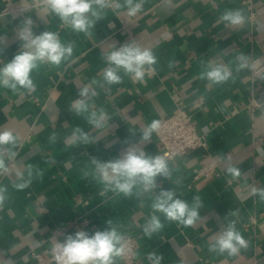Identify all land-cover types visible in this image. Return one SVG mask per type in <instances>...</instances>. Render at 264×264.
I'll use <instances>...</instances> for the list:
<instances>
[{
	"label": "crops",
	"instance_id": "crops-1",
	"mask_svg": "<svg viewBox=\"0 0 264 264\" xmlns=\"http://www.w3.org/2000/svg\"><path fill=\"white\" fill-rule=\"evenodd\" d=\"M39 1L0 0V65L20 50L17 33L27 18L34 33L56 32L73 53L59 66L39 64L31 73L32 92L0 86V129L17 137V156L0 173L7 189L0 202V264H56L54 243L80 230H104L109 219L123 236L136 239L138 264H151L150 252L162 255V264H264V199L252 193L264 188V0H254V19L241 0H143L135 17L127 16L125 0H117L121 7L103 9L91 35L74 31ZM232 9L243 11L242 27L217 22ZM131 41L153 51L155 71L146 72L143 82L121 71V83L106 84L102 54ZM241 54L249 67L236 71ZM209 62L231 67L232 78L220 84L201 79ZM252 64L262 67L256 76ZM86 85L97 95L88 100L89 113L76 115L69 106ZM179 100L206 144L169 159L155 132L146 143L140 135L153 120L171 115ZM101 108L109 119L96 128L87 117ZM76 128L94 142H73ZM130 147L164 156L171 178L158 177L159 187L149 192L138 185L131 196L101 195L91 157L115 159ZM230 166L240 170L238 177L227 171ZM203 167L207 174L194 178ZM29 168L28 186L17 189L18 174L29 180ZM161 188L190 206L200 198L192 226L153 212ZM153 214L164 226L149 238L144 227ZM233 220L248 247L235 256L210 251L212 238Z\"/></svg>",
	"mask_w": 264,
	"mask_h": 264
},
{
	"label": "clouds",
	"instance_id": "clouds-1",
	"mask_svg": "<svg viewBox=\"0 0 264 264\" xmlns=\"http://www.w3.org/2000/svg\"><path fill=\"white\" fill-rule=\"evenodd\" d=\"M47 10L58 16L67 26L77 32L91 35L96 23L101 20L102 10L111 7V0H46ZM127 16L135 17L143 8V0H125ZM116 8L121 5L116 4ZM218 23H224L230 28L242 27L246 18L242 10L232 9L222 13ZM34 22L31 18L23 21V26L18 30V39L22 42L18 53L8 62L0 65V86L13 91L25 89L29 92L35 90V84L31 73L41 63L59 66L61 62L73 53L71 43L65 45L58 34L52 31H44L36 34L33 31ZM107 67L102 76L106 84H118L122 82L121 71L131 77L134 82H143L146 72L155 71L154 65L157 57L153 51L139 46L135 41L127 42L119 47H113L111 51L102 54ZM238 61L236 71L249 67L248 57L241 54L236 57ZM233 70L222 63L209 62L207 70L201 74V79L206 78L213 84H220L232 78ZM93 84L96 83L94 80ZM97 95L91 85H86L78 92V98L74 99L69 110L76 115L89 113L88 100ZM88 122L96 128H104L109 119L103 108L99 111H91L87 117ZM160 127L158 120H153L140 135V140L146 143L151 140L153 132ZM55 140V134L50 137ZM80 141L84 144L93 143V139L80 128L73 132V142ZM17 147V137L11 130L0 129V173L9 171L8 162L17 156L14 149ZM94 169L91 173L103 185L101 195L108 191L124 196H131L133 189L138 185L145 192L153 191L159 187L157 178H171L168 160L161 155H149L143 150L130 147L121 156L115 159L103 161L91 157ZM227 171L234 177L240 175L236 167H229ZM90 173L85 172L87 177ZM29 180H24L22 174L17 178L22 182L15 184L17 189L28 186L32 176L28 170ZM7 189L0 186V202L4 200ZM253 194H258L264 199V188H252ZM199 197H194V202L189 203L179 198L172 189L161 188L151 205L153 212L162 213L168 221L176 222L184 226H192L200 216L202 207ZM104 230H96L94 233L80 230L74 234H67L62 241H57L51 248V254L56 264H115L116 258L123 257L126 252L124 236L113 226L111 219L106 221ZM160 218L153 214L144 227V233L151 238L153 233L163 228ZM248 242L236 228V221H230L219 232L209 245V250L227 253L229 256L239 254L241 249H246ZM151 264H162L163 256L155 252L148 253Z\"/></svg>",
	"mask_w": 264,
	"mask_h": 264
},
{
	"label": "built area",
	"instance_id": "built-area-1",
	"mask_svg": "<svg viewBox=\"0 0 264 264\" xmlns=\"http://www.w3.org/2000/svg\"><path fill=\"white\" fill-rule=\"evenodd\" d=\"M241 2L249 11V18L254 19L256 16L253 8L254 0H241ZM39 3L46 5V0H40ZM111 4L115 6L117 0H111ZM261 70V66L252 64V74L254 76L259 74ZM159 122L160 127L155 131V134L159 140V147L166 153L169 159L181 156L189 150L205 147L204 135L198 132L192 115L182 100L177 101L176 109L171 115L162 118ZM207 172L208 170L204 167L197 169L194 178L206 175ZM124 241L126 252L123 257H120L119 264H138V260L136 259V239L131 235H124ZM35 256L39 258L41 255L36 254Z\"/></svg>",
	"mask_w": 264,
	"mask_h": 264
}]
</instances>
